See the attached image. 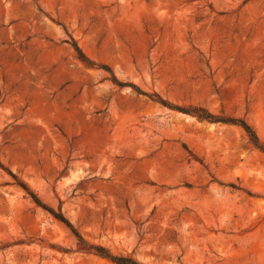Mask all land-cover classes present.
<instances>
[{
  "label": "rangeland",
  "instance_id": "374dc122",
  "mask_svg": "<svg viewBox=\"0 0 264 264\" xmlns=\"http://www.w3.org/2000/svg\"><path fill=\"white\" fill-rule=\"evenodd\" d=\"M82 242L264 264V0H0V264Z\"/></svg>",
  "mask_w": 264,
  "mask_h": 264
},
{
  "label": "trees",
  "instance_id": "16d2710c",
  "mask_svg": "<svg viewBox=\"0 0 264 264\" xmlns=\"http://www.w3.org/2000/svg\"><path fill=\"white\" fill-rule=\"evenodd\" d=\"M195 115H197L198 117L200 118H203V119H206V116L199 113V112H194ZM246 131L250 137V140L251 142L257 146V137L255 136V134L248 128L246 127ZM82 241V240H81ZM82 243H85V242H82ZM86 244V243H85ZM88 245V247L90 249H93L94 252L103 257V258H106V259H109L111 262H113L114 264H142L138 261H136L134 258L130 257V256H121V255H113V254H110V252L102 247V246H95V245H91V244H86Z\"/></svg>",
  "mask_w": 264,
  "mask_h": 264
}]
</instances>
